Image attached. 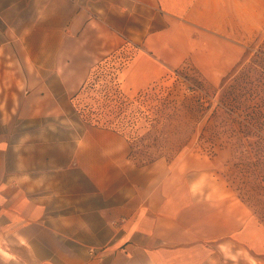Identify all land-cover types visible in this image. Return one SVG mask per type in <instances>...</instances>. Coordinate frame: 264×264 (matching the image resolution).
Masks as SVG:
<instances>
[{
    "label": "crops",
    "instance_id": "1",
    "mask_svg": "<svg viewBox=\"0 0 264 264\" xmlns=\"http://www.w3.org/2000/svg\"><path fill=\"white\" fill-rule=\"evenodd\" d=\"M261 33L264 0H0V116L57 120L126 46L127 94L186 64L217 80ZM61 126L0 140V264H264V223L208 156L139 162L120 131Z\"/></svg>",
    "mask_w": 264,
    "mask_h": 264
},
{
    "label": "rangeland",
    "instance_id": "2",
    "mask_svg": "<svg viewBox=\"0 0 264 264\" xmlns=\"http://www.w3.org/2000/svg\"><path fill=\"white\" fill-rule=\"evenodd\" d=\"M251 44L240 67L217 80L186 64L133 95L118 79L135 51L126 46L103 58L83 88L62 99L65 112L57 120L0 116V140L15 142L30 134L40 139L41 123L68 130L77 121L122 132L139 162L175 159L191 148L210 158L217 174L264 223V33ZM13 107V101L0 102V113Z\"/></svg>",
    "mask_w": 264,
    "mask_h": 264
},
{
    "label": "bare ground",
    "instance_id": "3",
    "mask_svg": "<svg viewBox=\"0 0 264 264\" xmlns=\"http://www.w3.org/2000/svg\"><path fill=\"white\" fill-rule=\"evenodd\" d=\"M0 252L7 258H12V254L8 251H6L4 248L0 246Z\"/></svg>",
    "mask_w": 264,
    "mask_h": 264
},
{
    "label": "built area",
    "instance_id": "4",
    "mask_svg": "<svg viewBox=\"0 0 264 264\" xmlns=\"http://www.w3.org/2000/svg\"><path fill=\"white\" fill-rule=\"evenodd\" d=\"M93 252H95V249L94 248H90V253H93Z\"/></svg>",
    "mask_w": 264,
    "mask_h": 264
},
{
    "label": "trees",
    "instance_id": "5",
    "mask_svg": "<svg viewBox=\"0 0 264 264\" xmlns=\"http://www.w3.org/2000/svg\"><path fill=\"white\" fill-rule=\"evenodd\" d=\"M83 88V87H82ZM90 124V123H89Z\"/></svg>",
    "mask_w": 264,
    "mask_h": 264
}]
</instances>
